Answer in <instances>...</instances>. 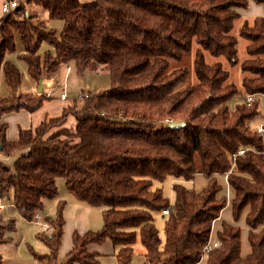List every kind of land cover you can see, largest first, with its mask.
<instances>
[{
    "label": "trees",
    "instance_id": "16d2710c",
    "mask_svg": "<svg viewBox=\"0 0 264 264\" xmlns=\"http://www.w3.org/2000/svg\"><path fill=\"white\" fill-rule=\"evenodd\" d=\"M251 1L264 12V0ZM11 2L15 7L0 17V78L8 91L0 96V117L34 113L52 98L44 89L21 91L20 70L7 59L17 52L16 36L22 47L17 59L35 82L51 79L69 64L77 76L105 69L110 81L105 91L79 90L59 114L19 129L15 140L6 139V124L0 123V156L19 154L12 167L0 160V200L19 217L32 221L34 212L57 198V178L76 199L103 207L101 228L74 231L62 261L65 202L57 201L53 215L44 217L50 234H35L47 253L27 244L31 257L43 264H100L102 255L89 246L109 241L117 264H133L138 241L139 264H264V227L258 230L264 224V132L250 124L259 104L228 106L234 97L260 94L264 99V15L245 20L238 30L248 56L240 64L248 75L240 88L227 82L220 64H207L199 49L193 60L196 83L183 87L188 70L170 64L190 54L193 43L231 66L238 64L231 30L249 0ZM27 4L61 20V29L34 22L37 14L29 13ZM42 44L49 49L40 54ZM174 122L182 125L169 127ZM196 174L207 180L205 187L194 191L174 182L172 203L161 188L152 189L153 180L191 181ZM217 174L225 175L233 191V221L247 209L250 251L244 257L239 226L222 222L215 244L209 245L211 225L226 205ZM157 213L163 239L154 223ZM15 229V219L0 214V245Z\"/></svg>",
    "mask_w": 264,
    "mask_h": 264
},
{
    "label": "rangeland",
    "instance_id": "374dc122",
    "mask_svg": "<svg viewBox=\"0 0 264 264\" xmlns=\"http://www.w3.org/2000/svg\"><path fill=\"white\" fill-rule=\"evenodd\" d=\"M34 7L36 8V13H38V18L34 20V22L42 21L46 28H54L57 32L62 27V21L61 20H54L49 19L47 16V12L42 9L41 7L35 6L33 4H27L26 10L31 13L30 11L34 10ZM30 10V11H29ZM240 17L234 21L233 28L231 30V35H233L237 40V58H238V64L235 66L229 65L227 60L223 56H212L207 51L203 50L198 46L196 43H193L191 53L186 55L180 60H174L171 61L170 67L173 68H185L188 70L189 74L188 77L183 84V87L189 86L196 83V77L194 72V54L197 49H199L204 57V60L207 64H220L221 67L227 72L228 74V83H233L236 87H241V80L245 77H248L246 73H243L240 70V64L248 58L246 53V46L247 41L239 36L238 30L239 27L242 25V23L245 20L251 21L254 16H263V7L260 4H254L251 0H249V7L246 10H239ZM32 14V13H31ZM37 17V15H36ZM15 46L17 52L22 51V47L20 44V41L18 39V36L15 38ZM42 48H47L48 46L46 44L41 45ZM15 54V53H14ZM14 54H11L8 56V58H13ZM17 63L20 65L21 69L24 72V63L17 60ZM67 67L70 68V71L68 72ZM30 78V77H29ZM25 80L28 82L31 81V79H26L24 77V83ZM50 79H44V90L47 92H54V96L50 100H46L41 108V112H45L50 117L56 115L55 113L59 112L58 110L62 106H66L68 104H71L72 98L76 97L79 90L81 89H88L85 90L86 93L88 91H94V90H102L105 91L109 88V74L107 70L105 69H99L95 72H85L82 76H77L74 71V67L72 64H69L68 66L61 67L58 72L51 78L53 83L51 84L49 82ZM58 82L57 84H54ZM38 84V82H36ZM53 85V87H52ZM25 87L28 89V86L25 85ZM25 88V89H26ZM51 89V90H50ZM65 93L66 99L65 102L59 98L60 93ZM0 93H2V87L0 88ZM36 93V92H35ZM84 93V94H86ZM0 96H7V95H0ZM48 98V97H47ZM244 98L240 99L238 97H234L232 100L228 102L229 108H232L236 102H242ZM259 104V110L257 116L250 122L251 126L255 125L259 127L261 123L264 122V99L262 95L256 94V99ZM68 101V102H67ZM72 119H69V122L67 123V126H70V121ZM42 122V121H41ZM34 128V127H33ZM18 153H15L14 155L10 157H4L0 156V160L8 167H12L13 162L18 157ZM214 178H216L217 183L221 187V191L219 192V196H223L226 199V205L220 212V215L216 222L212 223L211 225V234L209 243L216 240V233L220 229V226L222 222L239 226L241 228V255L244 257L246 256L250 249L249 244L247 241V233H248V227L245 224V215L247 213V209L243 211V213L240 215L237 222H234L231 215V200L233 197V191L228 186L226 178L224 175H215ZM174 182H181L186 188L193 189L194 191H201L206 183L207 180L204 178L201 174H196L191 181H184L181 179H176L174 177H166L163 181H156L153 180L152 183V189L161 188L162 193L165 197L168 198L169 202L172 203L173 201V192H172V183ZM56 187H57V201H64L66 205V214L70 217L74 218L77 217L79 219H83L85 221H88L92 224L93 231L98 230L96 227L97 222H100V214L103 209V207H95V206H89L85 202L76 199L71 193H69L64 186V180L62 178L56 179ZM80 204L83 208L77 209L75 205ZM2 204H4L5 209H3L2 217L3 218H14L16 229L15 232L9 234L11 239L7 241V243L0 245V254L2 256V264H43L42 261L33 259L28 257L29 253L27 250L26 245L29 244L33 247V249L39 253V254H46L47 250L44 247V245L35 238V232L36 227L31 226L28 223H25V221L16 213V210L13 206H10L9 204H5V202L2 200ZM100 220V221H99ZM102 222V221H101ZM154 223L159 231V236L161 239H163V219L161 214H154ZM102 226V225H101ZM216 226V228H215ZM49 227V231H43L47 235L50 234L51 228ZM264 227V224L258 228L261 229ZM101 228V227H100ZM99 228V229H100ZM257 230V231H258ZM134 257H133V264H139L142 261V254H143V248L137 241L134 245ZM28 254V255H27ZM61 254V253H60ZM107 257V258H105ZM29 258V259H27ZM103 258V259H102ZM101 262L100 264H115V259H112V257H109V255H103L101 256ZM62 261L64 259H61Z\"/></svg>",
    "mask_w": 264,
    "mask_h": 264
},
{
    "label": "crops",
    "instance_id": "0c3cea01",
    "mask_svg": "<svg viewBox=\"0 0 264 264\" xmlns=\"http://www.w3.org/2000/svg\"><path fill=\"white\" fill-rule=\"evenodd\" d=\"M5 3H8V0H0V17L2 16L1 7ZM30 12L32 14L33 13H36V8L34 7V10L33 11L31 10ZM37 18H38V13H37L36 19ZM47 49H49V47H47V48L40 47L39 53L41 54L43 51H45ZM20 53H22V51L16 52L14 54L13 58H8L7 57V59L9 61H11L12 63H14L18 67V69L20 70L21 77H22L21 91L24 92V93H35L37 91V83L33 79L29 78L28 74L26 73V68L24 67V72H23V70L21 69L20 65L17 63V60H18L17 59V55L20 54ZM67 70L69 72L70 71V68L67 67ZM24 77H26V79H31V81L28 82L27 80H25L26 83H24ZM49 82L51 84L53 83V81L51 79L49 80ZM57 83L58 82H56L54 84H57ZM25 85L28 86V89L25 87ZM1 87H2V93H0V95H7L8 91H7V89H6V87H5L4 83H3L2 78H0V88ZM52 87H53V85H52ZM86 88L87 89H85V90H90V89H88V87H86ZM51 92L53 93V96H54V92L53 91H51ZM63 101L65 102V100H63ZM64 106H62L58 110L59 112H57L55 114L56 115L59 114L60 111L62 110V108ZM56 115H54V116H56ZM48 117H50V116L47 115L45 112H41V110H37L36 112L31 113V114L28 113V112H26V111L21 110V111L16 112V113L13 112V113H9V114L3 115L2 117H0V123H5L6 124V131H5V135L6 136L5 137H6V139L8 141H12V140H15L16 139L17 133H18V130L19 129H28V128L36 127L37 125H39L41 123V121H43L45 118H48ZM69 124H70L71 127L74 126V120L72 119ZM224 177H225V175H224ZM56 199L53 200V201H47L45 203L44 210H42L41 212H39V214H40V216L42 218H44L45 216H52L53 215L54 209H55V206H56V203H57V200ZM5 206H4L3 209H5ZM10 206H12V205H10ZM75 207L77 209L78 208L79 209H82L83 208L78 203L75 205ZM3 209L0 211V214L1 215H2ZM65 209H66V205L64 207V219H65L64 234H63V239H62V242H61V247H60V250H59V257L61 259H63L64 258V255L66 254V252L70 250V247H71V234L74 231H77L79 233H82L84 231H87V230L92 229V224L91 223H89L88 221H85L83 219H79L77 217H74V218L70 217L69 215L66 214ZM19 218H21V217H19ZM100 219H101V216H100ZM216 220L214 221V223L216 222ZM24 221H25V223H28L31 226H34L35 225V227H36L35 234L39 231L38 230L39 227H38V224L36 222H34V221H26V220H24ZM101 225H102V222L101 221L100 222H97V225H96L97 227L96 228L99 229L101 227ZM215 228H216V226H215ZM215 241H213L211 243H215ZM89 250H91V251H97L102 256L103 255H109V257H112V259H114L113 253L115 252V248H113L112 244L109 241H106V242H104L101 245H90L89 246ZM28 257L32 258L30 254L28 255ZM105 258H107V257H105ZM27 259H29V258H27ZM102 259H100V262H101ZM115 264H117V263L115 262Z\"/></svg>",
    "mask_w": 264,
    "mask_h": 264
},
{
    "label": "built area",
    "instance_id": "2783aa9c",
    "mask_svg": "<svg viewBox=\"0 0 264 264\" xmlns=\"http://www.w3.org/2000/svg\"><path fill=\"white\" fill-rule=\"evenodd\" d=\"M15 7V2H11V3H5L2 5L1 7V13H7L11 8H14ZM46 97H52L53 96V93L52 92H47L46 91V94H45ZM87 95L84 94V97H86ZM59 98L62 99V100H65L66 99V95L65 93H60L59 95ZM256 99V95H247L246 97H244V100L243 102L246 103L247 105L251 104L252 102H254ZM257 132L258 133H263L264 132V129H263V125L261 124L259 127H257ZM240 154L243 153V149L239 150ZM4 208V204H2V200H0V211ZM163 213H166V211H163ZM32 221L36 222L38 224V230L40 232H43V231H46L48 232L49 231V227L47 225V223L45 222L44 218H42L39 214V212H34L33 214V218H32ZM215 243H212L209 245H214ZM207 249V248H206Z\"/></svg>",
    "mask_w": 264,
    "mask_h": 264
},
{
    "label": "water",
    "instance_id": "95a60500",
    "mask_svg": "<svg viewBox=\"0 0 264 264\" xmlns=\"http://www.w3.org/2000/svg\"><path fill=\"white\" fill-rule=\"evenodd\" d=\"M43 87H44V79L43 78H40L38 80L36 93H41L42 90H43ZM181 125H182L181 122H174V123H170L169 124V127L177 128V127H180Z\"/></svg>",
    "mask_w": 264,
    "mask_h": 264
}]
</instances>
